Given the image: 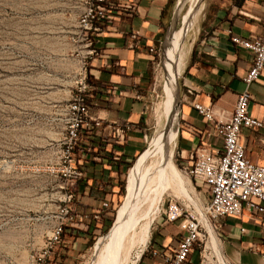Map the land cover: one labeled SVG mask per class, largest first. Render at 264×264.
Segmentation results:
<instances>
[{
    "label": "rangeland",
    "instance_id": "obj_1",
    "mask_svg": "<svg viewBox=\"0 0 264 264\" xmlns=\"http://www.w3.org/2000/svg\"><path fill=\"white\" fill-rule=\"evenodd\" d=\"M178 2L174 0L172 18ZM202 3L203 0L182 43V69ZM81 6L82 0H0V264H88L94 244L107 233L100 220L79 217L78 213H90L93 204H97L93 196L86 195L81 197V204L67 202L65 232L53 246L48 242L50 228L60 220L59 212L65 204L62 198L67 192H76L77 183L82 182V177L63 174L61 170L67 159L62 108L72 99L84 75L87 81L92 54L88 34L78 26ZM189 7L187 0L178 12L177 28ZM172 18L156 45L152 63L145 149L160 130L156 108L164 99L169 71ZM179 79L180 76L176 111ZM177 131L178 124L176 135ZM175 141L176 138L172 158L181 170ZM129 169L130 166L119 178L127 180ZM184 175L198 203H191L179 193L175 194L176 201L174 194L164 193L151 219L148 240L168 210L171 217L176 215L170 203L177 205L179 211L200 208L201 187ZM117 193L110 210L116 207V211L125 195L119 190ZM72 228L84 231V237L76 238ZM141 248L134 249L129 264L137 261L143 253ZM222 255L227 258L223 252Z\"/></svg>",
    "mask_w": 264,
    "mask_h": 264
},
{
    "label": "crops",
    "instance_id": "obj_2",
    "mask_svg": "<svg viewBox=\"0 0 264 264\" xmlns=\"http://www.w3.org/2000/svg\"><path fill=\"white\" fill-rule=\"evenodd\" d=\"M135 4L132 12L118 7L112 21L93 34L94 51L87 68L93 92L89 105L92 113L102 117V125L85 132L78 154L86 167L82 168L83 175L90 176L89 183L92 182V192L86 184L81 197L91 195L97 203L104 196H112L119 170L143 151L153 82L154 53L148 48L160 41L174 9V0H135ZM263 24L264 0H203L191 48L179 75L175 144L182 164L190 161L189 152L197 144H207L213 150L221 146L214 123L207 121L193 102L211 106L214 116L225 120L245 88L251 93L249 110L263 121V126L242 129L241 141L250 159L264 163V68L246 86L243 76L251 63L252 51L230 39L231 33L254 37ZM134 32H138L136 37H132ZM113 123L129 125L125 141L109 136L108 124ZM169 207L176 215L171 217L168 210L167 216H162L134 264H162V254L176 246L181 233L180 208L173 203ZM214 225L222 252L230 260L236 264H264V212L243 208L238 215L218 217ZM84 235L81 230L76 238ZM186 264H198L197 249L192 250Z\"/></svg>",
    "mask_w": 264,
    "mask_h": 264
},
{
    "label": "built area",
    "instance_id": "obj_3",
    "mask_svg": "<svg viewBox=\"0 0 264 264\" xmlns=\"http://www.w3.org/2000/svg\"><path fill=\"white\" fill-rule=\"evenodd\" d=\"M124 7L129 12L136 10L135 0H82L78 15V26L88 34L89 43H93V34L101 32L106 24L113 19V12L118 7ZM138 32L132 33L136 37ZM233 43L252 51V60L243 76L246 86L256 80L264 68V24L261 32L254 37H246L236 33L230 34ZM149 51L156 53V46H150ZM93 45L90 52H93ZM154 61V57H153ZM72 99L62 108L65 122L66 161L61 170L63 174L74 177L83 176L82 168L74 165L73 147L83 138V132H92L102 125V117L90 111V105L84 96L90 88L85 75L80 81ZM251 93L247 88L239 92L231 115L227 119L214 116L212 107L204 103L193 102L194 108L207 121L214 123L215 133L221 138V146L213 150L207 144H197L189 152V162L181 165V170L193 178L203 194L200 208L189 207L180 211V237L176 246L163 253L162 264H186L192 250L198 251V264H222L216 253L215 246L220 249V238L215 231L214 221L221 216L238 215L243 208L252 212H264V163L250 159L241 141L244 128H259L263 121L249 110ZM109 136L115 141L126 139L128 124H108ZM118 155H114L117 158ZM195 187V184H194ZM73 191L67 192L62 198L65 204L60 209V220L53 224L48 232V242L51 246L60 239L62 227L67 220L69 203ZM110 197L104 196L100 208L91 213H78L81 218H99L100 211L107 208ZM209 227L217 238L212 244ZM143 251V250H142ZM157 253L156 250L152 251ZM264 260V248L262 249ZM226 264H236L228 257Z\"/></svg>",
    "mask_w": 264,
    "mask_h": 264
},
{
    "label": "bare ground",
    "instance_id": "obj_4",
    "mask_svg": "<svg viewBox=\"0 0 264 264\" xmlns=\"http://www.w3.org/2000/svg\"><path fill=\"white\" fill-rule=\"evenodd\" d=\"M187 0H179L172 18L170 32L169 71L164 99L156 108L160 130L151 137L149 146L142 151L130 167L125 184V195L116 210L115 219L107 231L93 246V257L88 264H129L136 248H144L148 241L150 223L159 208L164 193H179L188 201L197 204L188 178L173 161L172 145L178 124V76L183 65L182 43L192 27L195 14L200 10L201 0H189L180 26L176 27L178 12ZM185 60V59H184ZM188 176V175H187ZM210 239L215 246L216 237L209 227ZM220 262L226 264L223 255L215 246ZM139 256V254L137 255Z\"/></svg>",
    "mask_w": 264,
    "mask_h": 264
},
{
    "label": "trees",
    "instance_id": "obj_5",
    "mask_svg": "<svg viewBox=\"0 0 264 264\" xmlns=\"http://www.w3.org/2000/svg\"><path fill=\"white\" fill-rule=\"evenodd\" d=\"M86 79H87V82L89 83L90 81H92V78H91V75L89 74V73H87V76H86ZM92 90L89 88L86 92H85V94H84V96H85V98H86V101L89 103V98L92 96ZM90 104V103H89ZM144 117H145V114L144 113H142V116H141V118H142V120L144 119ZM85 134V132H83V135ZM81 141L82 140H79L78 141V143L73 147V163H74V165H76V166H78V167H80V168H83L84 170H85V166H84V161L83 160H81L80 161V159H81V157L79 156V154H78V149H79V146H80V144H81ZM136 156V155H135ZM135 156H133V158L131 159V160H128L126 163H125V165H123L122 166V168L119 170L120 171V175L117 177V182H116V189L113 191V193H112V196L110 197V200H109V205L107 206V208H105V209H103V210H101L100 211V219H95V218H91L90 220H94V221H99L100 220V222H101V224L100 225H102L103 226V231H108L109 230V228L111 227V225H112V223H113V221H114V219H115V216H116V211H115V208H113L112 210H110V208L112 207V204H113V202H114V198H115V196L116 195H118V190H119V192H120V194L122 195H124V193H125V182H126V179L125 178H119L122 174H124V173H127V170H128V167L130 166H132L134 163H133V161L136 159V157ZM82 178H81V180L80 181H82L81 183H77V188H76V192L74 191L73 193V198H72V201L74 202V203H80L81 204V196L83 195V190H84V186L87 184L88 186H89V189H90V191H91V189H92V182H90L89 183V180H90V176H88L87 174H85V175H83V176H81ZM119 178V179H118ZM92 192V191H91ZM90 192V193H91ZM119 194V196H121ZM123 197V196H122ZM121 198V197H120ZM71 201V202H72ZM100 201L101 200H99V203H100ZM99 203H97V204H95L93 207H94V209L93 210H96V209H98V208H100V204ZM92 210V211H93ZM109 210H110V212H109ZM91 211V212H92ZM112 211V212H111ZM90 212V213H91ZM107 213H111V214H108L107 215ZM65 225V224H64ZM63 225V227H62V231H61V234H60V239L62 238V234H63V232H65V226ZM96 226V225H95ZM110 226V227H109ZM76 229V228H75ZM73 229L72 228V234L73 235H78V232L79 231H81V230H78V229ZM108 229V230H107ZM73 230H75V231H73ZM69 232V230L68 231H66V233H68ZM105 232V233H106ZM59 239V240H60ZM59 242V241H58ZM57 242V243H58ZM63 255V254H62Z\"/></svg>",
    "mask_w": 264,
    "mask_h": 264
}]
</instances>
